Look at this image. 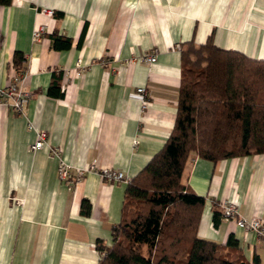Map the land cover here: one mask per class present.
<instances>
[{
    "label": "crops",
    "instance_id": "0c3cea01",
    "mask_svg": "<svg viewBox=\"0 0 264 264\" xmlns=\"http://www.w3.org/2000/svg\"><path fill=\"white\" fill-rule=\"evenodd\" d=\"M52 36L70 39V48L53 49ZM209 37L222 50L264 60V0H12L0 7V88L26 73L21 89L30 95L21 114L0 107V264H100L96 244L111 246L127 184L94 171L63 183L49 148L30 146L44 131L72 168L94 164L132 180L173 129L181 51ZM150 52L156 61L149 65L140 57ZM16 53L22 71L13 66ZM52 73L62 74V98L47 96ZM182 182L205 198L198 236L225 245L232 235L246 261L257 255L264 264L262 238L225 220L212 225L214 204L221 211L229 201L240 218L264 226V154L216 163L192 154Z\"/></svg>",
    "mask_w": 264,
    "mask_h": 264
},
{
    "label": "trees",
    "instance_id": "16d2710c",
    "mask_svg": "<svg viewBox=\"0 0 264 264\" xmlns=\"http://www.w3.org/2000/svg\"><path fill=\"white\" fill-rule=\"evenodd\" d=\"M11 2L0 0V7ZM51 40L55 50L71 46L70 39ZM23 61L16 53L14 68L21 69ZM61 78L52 73L48 97H63ZM192 154L211 163L264 154V60L222 50L211 37L181 51L173 129L163 148L127 184L111 246L96 244L100 264H261L257 255L246 261L232 235L225 245L198 236L205 198L182 182ZM217 207L213 228L222 220ZM81 212H90L86 200Z\"/></svg>",
    "mask_w": 264,
    "mask_h": 264
},
{
    "label": "built area",
    "instance_id": "2783aa9c",
    "mask_svg": "<svg viewBox=\"0 0 264 264\" xmlns=\"http://www.w3.org/2000/svg\"><path fill=\"white\" fill-rule=\"evenodd\" d=\"M51 15L52 13L49 12ZM43 32V28H40L34 33V40L40 38ZM155 52H150L144 54L140 57V60L146 64H153L156 61ZM76 71V76L80 75L79 68ZM26 79V73H22L15 78H13L11 84L7 88H0V107H7L12 109L14 112L21 114L25 105L30 98V95L21 89V84ZM61 91L66 92V86L61 85ZM137 96L141 101V111H144L148 107V102L146 99V91L144 88H139L136 91ZM31 128V126H29ZM44 148H49L50 154L58 160L57 166V176L58 179L66 184L75 185L80 182L84 175L88 172L94 171L99 174V176L106 182L110 183H120L123 182L128 184L130 178L124 176L122 172L111 170V169H98L94 164L87 168H72L64 162L61 158V152L57 147H52L47 138V133L44 131H38L36 134V140L30 150L32 152L42 150ZM222 213V219L227 222L234 223L238 228L243 229L246 232H254L257 236L264 240V226L261 220L258 218L243 219L239 217L237 205L225 201L219 205Z\"/></svg>",
    "mask_w": 264,
    "mask_h": 264
},
{
    "label": "rangeland",
    "instance_id": "374dc122",
    "mask_svg": "<svg viewBox=\"0 0 264 264\" xmlns=\"http://www.w3.org/2000/svg\"><path fill=\"white\" fill-rule=\"evenodd\" d=\"M223 220V219H222Z\"/></svg>",
    "mask_w": 264,
    "mask_h": 264
}]
</instances>
